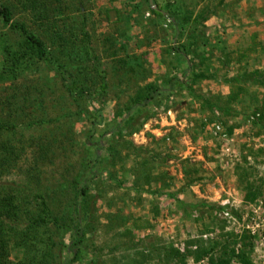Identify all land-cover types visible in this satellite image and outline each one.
<instances>
[{
    "label": "rangeland",
    "instance_id": "obj_1",
    "mask_svg": "<svg viewBox=\"0 0 264 264\" xmlns=\"http://www.w3.org/2000/svg\"><path fill=\"white\" fill-rule=\"evenodd\" d=\"M156 1L159 7L175 4L191 13L181 38H174L172 27H166L152 12L156 5L146 0L77 1L82 11L66 0L72 18L80 20L82 13L86 18L91 53L98 56L97 62L105 72L107 90L100 94L101 79L88 61L78 63L70 57L62 59L78 83L89 90L90 100L72 98L55 70L43 62L38 70L28 72L14 84L0 82V119L10 118L17 124L11 142L17 150L24 148L18 152L17 166L0 176V184L17 187L28 183L34 192H39L48 186L56 190L65 179L67 188L55 193L51 204L62 214L73 198L70 183L86 169L83 163L89 152L84 142L92 123H98L96 138L106 125L119 123V108L138 88L151 82L160 85L166 73L183 77L180 68L186 67L185 62L167 64V49L176 41L189 42L191 52L188 50L187 57L196 65L201 64L202 55L209 59L206 73L213 76L194 85L200 94L226 95V76L235 75L242 68L264 70V53L259 45L264 44V0ZM1 2L15 4L16 0ZM22 11L17 7L15 18H23ZM217 38L233 59L226 66H222L221 53L213 47ZM253 39L258 43L256 50L238 61L240 47L251 46ZM119 59L133 65L137 74L129 71L128 77L119 67ZM249 90L256 91V99L247 98L244 106L237 104V114L223 116L219 112L213 117L201 108L198 97L183 89L173 92L159 106L148 105L135 122L139 123L137 131L122 127L124 139L132 142V147L121 150L114 167L122 183L117 186L102 174L89 189L93 218L87 237L99 251L94 254L95 247L90 246L86 256L72 264H90L92 259H98L100 264H208L210 256L218 257L230 249L244 250L252 264H264V89L250 85ZM13 91L17 99L24 91L37 99L32 104L16 101L10 107L2 99ZM20 106H24V111L19 110ZM79 108L86 112L77 114ZM95 109L99 115L93 113ZM69 112L70 116L60 117ZM259 114L262 119L254 124L253 119ZM56 117L60 118L29 125L32 120ZM215 124L226 133L227 127L234 125L233 132L225 138L214 135L211 128ZM10 136L4 131L0 139ZM109 136L110 133L106 139ZM48 141L51 152L41 155L42 146ZM105 154L102 150L101 155ZM144 159L150 160V167L155 165L154 176H162L166 184L163 189L155 178L146 182L148 170L141 165ZM251 187L260 193L254 200H246ZM169 193L186 206L178 204ZM56 232L58 251L59 246L70 243L71 229ZM168 246L180 251L189 249L190 253L184 261L167 263L162 260L161 248ZM201 246L210 249L209 254L195 259L193 253ZM151 248L154 251H147ZM19 254L12 255V259L16 261ZM235 254L231 264H240Z\"/></svg>",
    "mask_w": 264,
    "mask_h": 264
},
{
    "label": "trees",
    "instance_id": "obj_2",
    "mask_svg": "<svg viewBox=\"0 0 264 264\" xmlns=\"http://www.w3.org/2000/svg\"><path fill=\"white\" fill-rule=\"evenodd\" d=\"M71 1L74 3L76 10L82 11L81 5L76 3L81 0ZM146 1L156 5L152 7V12L162 19L166 27H172L175 39L184 35L189 25L191 13L186 12L175 4H168L166 8H162L158 6L156 0ZM17 7H20L23 10L22 12L26 14H24L23 18H15ZM69 9L70 5L67 4L66 0H16L15 4L9 2L0 3V24L2 25L0 26L1 83L10 82L14 84L28 72L38 70L40 63L43 62L55 70L72 98L90 100L91 94L89 90L78 83L76 75L69 70L68 64L62 59L63 57H70L73 61H88L91 64V69L101 79L99 85L100 94L105 93L107 90V82H104L105 72L101 70L100 62H97L98 56H94L91 53V40L86 18L83 13L80 14V20L72 18L70 12L68 13ZM167 19H170V21L167 22ZM33 24L37 27H33ZM37 28H42V30L39 31ZM254 39L251 46L240 47L238 61L244 60L249 52L256 50L258 43ZM214 41L213 47L222 56V66L233 62L220 38ZM259 45L262 53H264V44L259 43ZM188 46L189 42L180 43L176 41L167 49L169 53H166L170 57L168 65L175 66V61H178L179 64L185 62L186 67L180 68L182 78L166 73L160 85L156 82H151L142 88H138L135 94H131L128 97L124 107L121 106L119 108L118 113L121 115L119 123H114L109 127L106 125L104 131L96 138L94 135L96 124L98 123H92L91 133L86 136L84 142L89 152L88 159L83 163L86 169L83 173H78L77 177L70 183L73 188V198L69 203L68 209L63 210L62 214L58 213L57 209H53L51 204L55 193L67 188L69 183L65 179L56 190L48 186L39 192H34L28 183L17 187H6L0 184V264H72L78 260L81 261L86 256L85 254L88 253L87 250L90 246L95 247L93 250L94 254L99 251L94 242L87 237L93 218L91 216L92 206L90 198L92 196L89 191L90 184L102 174H106L117 186L122 183V180L117 177V171L114 170V167L120 159L121 150L132 147V142L124 139L125 136L121 129L124 126H128L131 128V132L137 131L139 123L136 126L135 122L140 119L148 105L159 106L164 99H170L173 92L176 93L186 89L189 94L199 98L201 108L205 112H209L211 116L216 117L219 112L223 116H228L239 112L235 107L237 104L241 103L244 106L247 98L256 99V91H250V85L264 89V70L242 68L237 74L230 77L226 76L224 79L229 85L228 94L215 96L210 92L205 94L197 93L194 85L202 79L210 78L213 75L206 73L209 68V64H207L209 59L207 57L202 55L200 57L201 64L199 65H196L187 57L188 50L191 49ZM194 56L196 57L197 55ZM119 60V67L126 75L129 74V71L136 73L133 65L129 64L125 59ZM138 61L140 60L138 59ZM140 62L138 66L141 65ZM125 67L128 69L125 70ZM35 99L37 97H31L29 91H24L21 99H17L16 92L13 91L9 97L2 100L12 107L16 101L32 104ZM23 107L20 106L19 110L24 111ZM85 112V109L79 108L77 114L80 115ZM71 113L63 114L60 117L70 116ZM93 113L99 115L97 109ZM244 114L246 117H250L248 113ZM60 117L32 120L29 125L53 122ZM261 119L262 116L260 114L256 115L253 123L257 124ZM99 125L101 124L99 123ZM16 127L17 124L10 118L6 120L0 119V134L4 131L11 134L6 140L0 139V176L10 172L17 166L19 153L24 150L23 147L17 150L18 147L11 142L13 139L12 135L15 134L17 129ZM233 129L234 125L228 126L227 133H224L231 134ZM108 133H110V136L106 139ZM106 141L107 143H105ZM50 145L51 142L48 141L45 146H42L44 151L41 155L46 153L48 155L51 152L48 147ZM102 150L106 152L105 155H101ZM141 165L148 170L145 172L146 182L150 183L151 179L155 178L161 182V189H163L166 184L162 176L153 175L155 165L153 164L150 167L149 159H144ZM135 167L134 165L133 169ZM163 176H167L165 172H163ZM259 193L260 191L251 187L247 191L245 198L246 200H254ZM168 195L181 206H186L185 202L178 199L174 193H169ZM155 210L157 211V209ZM144 221L147 222V219ZM51 225L54 226L55 230L51 229ZM67 227L71 229V241L68 245L59 246L64 248L58 247V251H56L55 247L59 244L55 239V235L58 233L56 231ZM161 250L162 260L167 263L176 260L184 261L187 254L190 253L189 249L180 251L172 246L162 247ZM147 251H154V248L147 249ZM209 251L210 249L208 250L201 246L193 253V256L195 259H199L204 255H208ZM17 253L20 254L17 255L16 261H14L12 255ZM141 254L145 256L143 252ZM234 254L240 264H252L244 250L236 252L234 249H230L229 253L225 252L218 257L210 256L208 264H231L232 255ZM90 264L100 263L98 259H92Z\"/></svg>",
    "mask_w": 264,
    "mask_h": 264
},
{
    "label": "built area",
    "instance_id": "obj_3",
    "mask_svg": "<svg viewBox=\"0 0 264 264\" xmlns=\"http://www.w3.org/2000/svg\"><path fill=\"white\" fill-rule=\"evenodd\" d=\"M170 19H167V22H169ZM166 25V24H165ZM211 131L214 135H220L221 137L225 138L226 137V134L224 133L223 129L220 127L219 124H216L214 125L212 128H211ZM224 215H228V211H225L223 212Z\"/></svg>",
    "mask_w": 264,
    "mask_h": 264
}]
</instances>
